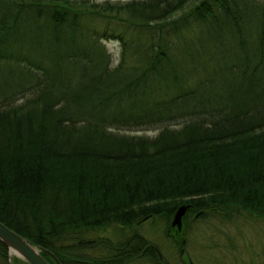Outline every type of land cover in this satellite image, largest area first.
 I'll use <instances>...</instances> for the list:
<instances>
[{"label":"trees","instance_id":"1","mask_svg":"<svg viewBox=\"0 0 264 264\" xmlns=\"http://www.w3.org/2000/svg\"><path fill=\"white\" fill-rule=\"evenodd\" d=\"M229 209L264 220V0H0L2 222L62 264H170L145 221L183 254Z\"/></svg>","mask_w":264,"mask_h":264},{"label":"rangeland","instance_id":"2","mask_svg":"<svg viewBox=\"0 0 264 264\" xmlns=\"http://www.w3.org/2000/svg\"><path fill=\"white\" fill-rule=\"evenodd\" d=\"M105 43L119 55L117 41ZM138 134L151 136L157 131L142 130ZM168 224L166 218L157 217L145 221L140 228L151 244L162 248L163 257L170 264H264V220L246 211L208 212L205 218L190 215L184 233L185 254L177 244L178 239L167 233ZM9 256L8 264L27 263L16 255ZM143 260L135 264H153Z\"/></svg>","mask_w":264,"mask_h":264},{"label":"water","instance_id":"3","mask_svg":"<svg viewBox=\"0 0 264 264\" xmlns=\"http://www.w3.org/2000/svg\"><path fill=\"white\" fill-rule=\"evenodd\" d=\"M189 205H183L175 212L171 226L182 230L183 220ZM0 239L8 247L9 252L13 250L19 258L24 259L28 264H50L46 259L45 254L53 257L55 264H62L58 257L49 250L38 247L28 242V240L21 234H18L9 225L0 220Z\"/></svg>","mask_w":264,"mask_h":264},{"label":"bare ground","instance_id":"4","mask_svg":"<svg viewBox=\"0 0 264 264\" xmlns=\"http://www.w3.org/2000/svg\"><path fill=\"white\" fill-rule=\"evenodd\" d=\"M186 217V216H185ZM184 221H185V218H184V220H183V223H184ZM9 254L10 255H16V253L13 251V250H11V252H9ZM17 256V255H16Z\"/></svg>","mask_w":264,"mask_h":264},{"label":"flooded vegetation","instance_id":"5","mask_svg":"<svg viewBox=\"0 0 264 264\" xmlns=\"http://www.w3.org/2000/svg\"><path fill=\"white\" fill-rule=\"evenodd\" d=\"M175 234V233H174Z\"/></svg>","mask_w":264,"mask_h":264}]
</instances>
